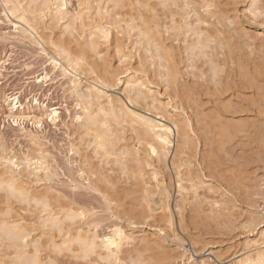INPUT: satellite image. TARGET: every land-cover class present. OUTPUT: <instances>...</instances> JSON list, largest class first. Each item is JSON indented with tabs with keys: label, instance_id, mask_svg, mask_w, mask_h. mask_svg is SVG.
I'll return each mask as SVG.
<instances>
[{
	"label": "rangeland",
	"instance_id": "rangeland-1",
	"mask_svg": "<svg viewBox=\"0 0 264 264\" xmlns=\"http://www.w3.org/2000/svg\"><path fill=\"white\" fill-rule=\"evenodd\" d=\"M31 1L32 0H22L25 8L28 10L27 16L29 18H33L32 16L36 14L35 16L38 15L37 17L39 18L40 15L41 20L43 19V24L40 23L39 27L40 30L42 29V33L46 34V36H44L47 38V40L49 39L55 44H59L61 39H69L70 37H72L71 40L75 43L76 41L73 38V31H75V34L77 33L79 35L80 40L82 38H85L83 41L85 44L88 45L87 42H89V47L90 39H94L97 45H99L98 50L102 51L99 54H96L95 51H92L93 49L87 48L88 50L90 49V52L88 51L90 55V57H88V60H90L87 64V68H85V71L84 69L80 68V75H78L80 81L82 82V89H85L86 84H88L89 82H96V79L99 78V74L101 75V69H99L98 66L100 65L99 62L103 61L105 63L104 60H106L109 65L106 63L105 64L110 66V72L112 71V79L110 81L108 80L105 85L99 84L98 82L96 83L102 86V88L108 94L120 98L131 109L137 111L138 113L150 116L154 119H158L162 115H164L165 117H170L173 114L174 117H177V115H179V117L186 116L184 118H187L188 114L191 113V111L192 113L190 115L192 117H195L194 115L196 114H214V104L210 99L212 97L214 100L215 95L213 97L211 94L213 93L212 91L218 92L216 90L217 87H223V85H220V80L222 79V76H220V74L223 75V72L218 71L216 68L213 69V66L215 65H213V58L210 57V54L216 55L217 53H219V57L217 55L216 56L217 58H221L220 56H222L223 53L220 52L222 50L224 52V50L228 48V46H226L225 44V47L223 46V43L220 44L221 37L226 36L228 38L229 35L230 38L228 39L236 38L235 40L233 39V44H237L236 46L242 50L241 52L243 53V55L245 53V55L248 56V64L250 63L249 66L255 62L254 64L256 66V71L257 69L259 70L264 67V42L261 41V36L262 34H264V32H262V30L260 29L259 24H251L248 21L247 16H241L239 13L233 12L230 5L235 3L236 0H122L123 2H126V6L124 8H121V10L123 9L124 12H121L120 14L116 13L118 12L116 9L119 10V8L116 7V2L114 0H68V7L64 9L69 12L70 16L74 15L78 11H81L82 13L81 16L84 20L85 25L82 28L78 26L77 29H80L79 31L77 29L71 30V27L68 26L70 22L69 19H64L59 22L55 20V22L52 16H50V11H48V8L41 9V7L45 4H43V0H38L36 2L33 1L34 3ZM189 1L191 2L189 3ZM202 1L204 2L203 4L207 2V5L214 4L216 5V7L214 9L207 10L205 5V7L200 6L202 5ZM36 5L37 7H35ZM39 5H41V7H39ZM172 5H176V7H172ZM185 5H188V7H185ZM38 7L40 8V10ZM36 8H38V12L42 10L43 14L42 11L40 14H38ZM98 8H100V10H98ZM133 14H135V16L138 18L136 19ZM140 14L144 16L143 19H145V21L142 20V15L140 16ZM45 15L48 16L45 17ZM233 15H235L237 18L230 24L228 23V20H231ZM87 16L91 17L87 18ZM100 17L104 18L100 19ZM139 17L141 19H139ZM94 18L95 20H93ZM111 18L114 20L120 19V22L117 20L118 23L117 21H115V23ZM130 18L132 20H130ZM173 18L175 19L173 20ZM99 19L102 21L101 23L109 22V25L112 24L110 22H114V24L110 25V40H103V42L102 40H99L100 38H97L98 36L94 35V37L93 34L89 37L90 32L88 33L87 31H91V27L98 24ZM140 20L141 23H139ZM92 21L93 25L91 24ZM144 22L146 26H144L143 28L146 31H151L150 34H154L153 32L155 30L156 33L158 32V30H160L158 32L159 34L163 35L164 37L170 38L169 41L171 40L170 42L173 43L176 50L175 52L178 53L176 55H178V76L180 75V77L178 78L179 80L177 81L179 88L180 86L184 87L185 85H188V88L192 93V103L195 104H185L181 99L182 96L181 98L179 96L174 98L175 93L173 96L172 90L174 88H170V86L168 85V78L165 74V68L163 66L161 67V65L156 62L158 59L157 56H155V54L152 55L154 53V48H152L153 46L148 43V36L144 34L145 31L142 29V23ZM101 23L99 21V24ZM137 23L142 24L141 28L136 27L139 26V24ZM23 25V22L18 17L13 16L8 11L5 3L0 0V161L7 160L9 158L23 160L26 157L36 159L41 151H43L52 158L51 167L53 169L52 173L46 178L49 186L44 188V191L48 194V196L50 195L49 199L51 200V202L53 201V204H57L58 207L62 205V208L59 207V212L61 210L65 211L64 209H68V207L71 206L74 211L75 209L77 211L78 208L79 210H81L82 208V210L84 209L87 211L85 212L88 213L95 212L101 207L112 205L111 218L109 220L112 229H114L115 226L118 225L123 228L126 233L132 232L135 233V235L140 233L142 235L144 234L143 236L147 237L148 239H158L159 244L154 247L155 245L150 246L154 244L150 242L151 244L149 245L150 248L148 246V250L147 247H140L138 246V244H136L139 243L138 239H140L141 237H138L136 243V240H134V245H137L135 247L132 245L133 243L127 244L126 242H124L125 244L121 247L122 250H120V258H122V264H128V262L136 261L138 258L139 260L143 259L145 262L150 264H160V259L162 258V256L160 255V258L158 253L162 255L164 253H168L170 256L169 260L171 261L170 264H177V262L178 264H236L237 260L248 255L253 247L250 248L247 246V240H251V242H253L254 239L258 237V232L264 229V194H262V192L264 193V162L254 161L250 162L249 164L238 163L237 165L232 162L231 164H229V156L226 155H229V153L233 152L230 145V143L232 142H229V144L227 143L228 145L226 147V142L225 144H222L224 143V139L223 142L222 140H220V137L223 136V133L221 131H224L223 125L225 127V124H223L224 122L221 124H218L219 122L216 123V126H218V128L220 127L218 129L214 125V122L218 121L215 118L216 116L212 115V117H210L213 119L214 116L213 123L212 120H209V116H205L208 119L204 118L202 124L204 120L208 121L209 123L206 122V124H209V127L211 126L212 128L210 127V129H208V125L203 124L204 127H207V129H205L207 131L209 130L208 133L213 132L211 135L215 133V135H213V138L210 135L209 136L214 139V142H212L213 146L211 144L210 145L213 148L215 157L216 154H219L217 158L218 164L221 165L219 169L220 171L222 169L221 172L225 174L228 170H232L230 172H233L234 168V177L232 178V182L237 184H234V186L237 187L236 189L242 194L240 197L241 201H235L232 205L229 204L231 207L229 211V216L231 218L228 217L229 225H220L222 227L221 228L217 224L216 225L218 227L213 226L212 224L215 223H212V228L210 227L211 229L208 230L209 232L207 231V233H203L204 240L198 241V243L190 242V239H192L193 237L192 234H196L199 232L198 228L191 226L188 229L189 233L187 232V234H185L184 236L186 240L184 246H180L177 241L173 240L171 234L172 232L169 230V227L166 226L165 221L161 219V216L156 217V221L151 218H148L147 221H142L141 219L139 221L136 219H129L128 214L125 215L126 213L122 212V210L118 211L115 208V202L114 204L113 202L111 203V201H109L110 199H107L101 192L102 188H99L94 184L97 181V179L95 178L98 177L99 173L100 178L106 177L105 179H102L103 182L105 180L106 183L109 180L111 181V184L113 182L122 183L127 180L129 174L128 171H125V164H122V160L120 159L121 155L118 154V156H114L104 154L102 156V151L96 148L94 146V143H90L88 145V137L86 138V136H84V134L82 133L84 131L81 126L82 121H76L75 119L78 111L75 105L77 103H80V101L78 102V97L72 92V90H70L71 76L65 74L60 67H56L50 62L49 58H51V61H54L56 57L58 58L57 52L54 49L55 47L53 45L51 47L46 42L38 39L35 35L31 36L28 32H24L22 30ZM87 25L89 27H87ZM131 25L134 26L131 27ZM48 26H50V28ZM155 28H157L158 30ZM93 29L94 28H92V30ZM140 30H143L144 32L141 33ZM81 31L83 32L80 33ZM77 34L76 36H78ZM216 34L218 37H220L216 38L217 40L215 39V37H217ZM217 41L220 42L218 43ZM211 44L212 46L210 47ZM148 46H150L151 49H149L150 47ZM211 48L215 49L217 53L215 51L210 52ZM205 51H208L207 53L209 56L206 55ZM72 57L76 58V55L73 54ZM249 57L253 60H251ZM203 62L206 64L202 65ZM261 64L262 66L260 67ZM253 67L254 65L250 66V70L252 69L251 72L254 74V72L256 73V71H254ZM203 69L209 70L208 72L206 71L205 74H202ZM97 71L100 73L98 74ZM215 72L219 73L217 74ZM218 76H220L219 79ZM117 79H119L121 83L113 85V81H116ZM206 79L209 80V83L205 81ZM140 80L145 84L142 87L138 85V81L140 82ZM246 83L247 82L244 81L242 83H237V87H235L234 84L233 87L231 85V87L235 89H231L229 92L236 91L237 97L241 94L240 98L242 99L244 98V96L247 98H251L252 96L254 97L255 90L254 88H252V84H250V88H248L249 85ZM242 84L245 85L242 86ZM106 85L107 87H105ZM206 85L207 87L209 86L208 89H211L210 92L212 93L207 90ZM181 88L180 92L183 91ZM206 91L208 92V95L210 93L209 96L205 94ZM227 94L225 95V97H223L225 98L224 100H227L228 97L231 96ZM15 96H18L19 104L16 103L17 100L14 99ZM237 97L235 98V95L232 96L233 101L236 100ZM240 98L238 97V99L236 100L238 105H241V102H244L242 99L240 100ZM179 101L180 103H178ZM239 101L241 104L239 103ZM190 105H195L192 108H195L197 105V107L201 108V111L198 112L200 108L197 107L195 108V111L190 110ZM53 110L59 113V117L53 119L55 121V124L50 128L49 125L51 122L47 120V117L52 114ZM202 111L206 112L202 113ZM41 117H44L45 119L42 121ZM180 118L184 119L183 117ZM11 119L19 120V125L10 123ZM215 119L217 121H215ZM33 121H35L36 123H43L45 125L42 136L37 135V129L35 128ZM118 123H116L115 121L114 123H112V126L110 125L111 131L114 132L115 135L113 138L116 139V133L120 134L119 131H121V139L125 136L127 137L121 140L118 134V141L115 140L116 142H118L117 146L121 144L123 145L122 148L125 146V149H132V145L134 144L135 146H137L136 141H134L135 137L132 131H130L131 128L129 127V124L126 123L128 124L126 126V124H124L125 122H120L119 124ZM117 127H119V129ZM112 128L114 130H112ZM116 128L117 130H119L118 132L116 131ZM122 131H125V134L127 132V134L125 135ZM122 134H124L125 136H123ZM111 136H113V133L111 134ZM82 137L85 138V141ZM126 138H129V140H127ZM81 140L84 141V143H82ZM131 141H133L134 144H132L133 142L131 143ZM202 142H199L200 147L201 144H203ZM130 143L131 145L128 146ZM75 145H80V149L83 148L80 152L76 150L78 153L82 152L81 154L83 156L89 154V161L91 160V163H94H92V166H94V169L96 168V170L99 169L97 170V174L90 176V174H88L86 170L84 171V165L86 164H84L85 162H83V159L86 156L83 157L82 155H80V157L73 159L71 167H68L66 163H64V161H66L68 157L62 150L73 151L76 148ZM220 145H223L226 148L224 147L222 148V150H220ZM83 146L85 147V149ZM174 148L175 146L173 145L168 156V161H170ZM235 148L237 149V147ZM223 149L226 150V152ZM228 150L230 151L228 152V154H226ZM221 151H224V153H220ZM86 152H88V154ZM223 155L225 156L224 158ZM231 155L232 153L230 154V157ZM112 158L114 160H116L117 158L119 162L114 161ZM222 162L223 164L228 165V167L223 165ZM121 165H124L125 168ZM111 167L113 168L111 169ZM17 169L18 171L20 169L23 171L22 173H20L22 175L21 178L22 180H24V182H27L29 184L28 185L26 183L27 186L30 187V191L32 192V194H34L37 187L34 177L29 174L27 168ZM224 169L226 171H224ZM80 172H83L84 175L81 176ZM101 173H104V177L101 176ZM236 173L240 174H238L240 179H238ZM227 174L230 175L229 172H227ZM3 175L7 176L8 174L6 173V168L4 167V165L0 163V177ZM108 176H110V179H107ZM123 176L125 178H123ZM146 176H148V174ZM93 178L95 179L94 182ZM111 178H113V181L111 180ZM148 178L146 177V179ZM234 178L239 182H237ZM167 181L169 182V178ZM206 181L210 182V179L206 178ZM173 184L174 187L171 197V208L173 206V201L177 195L176 184ZM2 185L4 188L0 187V219L3 221V219L5 218L4 220L7 219L6 221L8 222L17 221V223L20 222L22 225L24 224L23 226L25 228L28 227L27 231L31 235L33 232L34 221L32 216L26 214L27 205L22 203V201L24 200L22 199V197L20 199V196L17 192L12 193V191H9L7 189L8 187L6 185ZM217 187V185H215L214 188L202 186L201 188L197 189V191L200 193L199 195L204 196L203 198H205L206 200L203 204V206L205 205V210H209L210 206L212 205L211 203L215 202L216 200H218V202H221V196H223L222 192L224 191L220 187ZM14 194L16 196H19V198ZM247 199H249V201ZM128 206L129 205H127V208ZM130 207L131 206H129L128 209L133 208ZM33 208H35V205H33ZM53 210L57 211L55 208ZM207 210L205 211L206 213L209 212H207ZM59 212L57 213L59 214ZM61 212L59 215L56 213V215L58 217L63 216L61 220H66L65 222H63L65 223L66 227L70 225L75 228L77 224L81 223L80 221H76L73 224L70 223L69 219H64L66 217L62 215ZM121 212L122 214L124 213V215H122ZM174 214L176 215V211L174 212ZM251 214H253V216L260 215L261 219L258 218L259 220L257 219L255 224H253L251 227L243 228V226L245 227V224L248 223V221L251 219ZM39 220L40 217L36 216L35 222H39ZM135 220L137 221V223ZM46 221L45 223H47ZM3 222H1L0 224H2ZM142 222L143 225H141ZM1 226H3V224L0 225V264H34V262L36 261L35 258L37 259V261H39V264H46V262H48V264H61V261H65L66 264H89V261H94L99 257L98 255L88 256L87 259L84 258V255L75 257L68 253L66 250L64 256L57 255V246L59 245V249H62V247L66 245L64 240H68L69 245L71 244V240L69 241V239L72 235L73 228L70 229V234L68 231L69 227L67 229L65 227L63 235H61L60 231H55V233L53 234L54 226L52 223H49L48 234L44 235L41 239L39 246V255H36L37 249L32 245L31 241H29V244L27 245H25L24 243L22 244L23 241H18V244L21 247L18 246L17 248L15 247V245H13L12 241L8 239L9 237L7 235L5 236V231H2L3 229L1 228ZM74 230L76 229H73V236H71V239H74ZM93 230L95 231V229ZM101 230L108 231L107 225H104ZM66 231H68V234L66 233ZM86 231L88 232L87 226H85L84 228L85 234H87ZM1 234L8 238L6 239L4 236H1ZM68 235L69 237H67ZM8 244H10V246ZM161 244V248H158L157 246ZM131 245L132 247H130ZM74 248L73 251L76 250ZM141 248H145V250ZM133 250L135 251L132 252ZM137 250H139L140 252H138ZM136 251L140 256L142 255L143 257L141 256L140 258ZM130 252L133 254H131ZM21 255H23V258H20ZM146 255L148 258L145 257ZM30 257H34V260H30ZM25 258H27L26 261Z\"/></svg>",
	"mask_w": 264,
	"mask_h": 264
},
{
	"label": "bare ground",
	"instance_id": "bare-ground-1",
	"mask_svg": "<svg viewBox=\"0 0 264 264\" xmlns=\"http://www.w3.org/2000/svg\"><path fill=\"white\" fill-rule=\"evenodd\" d=\"M2 1L7 6L8 11L13 16L18 17L23 22L24 25L22 27V30L24 32H28L31 36L35 35L38 39H41L42 41L46 42L51 47H52V45L55 47L54 49L57 52V56H58V58L56 57L54 59L56 64L59 65V67L61 68V70L65 74H67V72L65 70V65H67L68 69H71V71L73 73H75L74 75H70L71 76V78H70L71 89L70 90H72V92L77 97H83L86 94L87 96L91 97V99L88 101V104L91 106V108L98 110L100 113L106 114V117L109 121H112V122L116 121V123L125 122L124 124H126V123L129 124V127L131 128L130 131H132V133L135 137L134 141H136V145H137V146H135L134 142L131 141V143L133 142L132 144H134V145H132V149L131 148L125 149L124 148L125 146L122 148L123 145H121V144H120L121 147H120V145L117 146L118 142H116L115 140L118 141L117 138H118L119 133L115 132L117 137H116V139L113 138L115 135H114V132L111 131V127H109V129L104 134L103 140H100V141L95 140L96 128L94 126H90V123H89V121L93 117L96 116L95 112H92L91 116L85 115L84 119L81 122V126L84 129V131L82 133L84 134V136H86V138L88 137L87 138L88 145L90 143H94L95 144L94 146L103 152V153L101 152L102 156L104 154L105 155L109 154V155H114V156H116V155L118 156V154H120L121 155L120 159L122 160V164H125V166H126L125 171H128L129 177H127V180L122 182V183H114L113 182L111 184L110 180L107 183L105 182V180L103 182L102 179H105L106 177L100 178L99 177L100 173L98 174L97 178L94 177L95 179H97L96 183H94V184L97 185L99 188H102L101 192L105 195V197L107 199H110L109 201H111V203L113 202V204H114V202H115L114 205L118 211L122 210V212L126 213L125 215L128 214L129 219H131V220L136 219L138 221L140 219L142 221H144V220L147 221L148 218H151V219L156 221V217L161 216V219L165 221L166 226H168L169 230L172 232L171 234H172L173 240L177 241V243H179L180 246H184V243L186 241L184 236H185V234H187V232L189 233L188 229L191 226L198 228L199 232L196 234L195 233L192 234L193 237L191 236L192 239H190V242L198 243V241L204 240L203 233H205V232L207 233V231L212 228L211 227L212 223H215V224H212L213 226L229 225L228 217L231 218L229 216V211L231 209L229 204L232 205L235 201H239L242 194L236 189L237 187L234 186V184H236V183L232 182V178L234 177V174H233L234 168H233V172H230L232 170L227 169L228 170L227 172H229L230 175H228L227 172L225 174L222 173L221 172L222 169L220 171L219 167L221 165L218 164V160H217L219 154L218 155L216 154V157H215V153L213 152V148L211 147L212 142H214L213 141L214 139H212V138H213V135H215V133L213 135H211L213 132L208 133L209 130L207 131L206 130L207 127H204V125H203V124H206V122H208V121L204 120L203 124H202V121L204 118H207L208 116L210 118V117H212V115H215L216 116L215 118L218 120L217 121L215 119V121H217V122H214L215 126H216V123H218V122H219L218 124H221L224 122L223 124H225V127L223 125L224 131H221L223 133V136L220 137L221 138L220 140H222V142H223V139H224V143H222V144H225V142H226V144H225L226 147L229 144V142H232V143H230V145L232 147V151H233V152H231L232 155H231V157H230L231 153H229V155H226V156H229L228 157L229 158L228 159L229 164H231L232 162L236 165L238 163L239 164H249L250 162H254V161H260V162L263 161L264 162V67H262L259 70L257 69V71H256V69H255L256 66L254 64L255 62L252 63V65H250V66L254 65V67H253L254 71H256V73H257L256 74L254 72V74H253L251 72L252 69L250 70V66H249L250 63L248 64V62H249L248 56H246L245 53L243 55V53L241 52L242 50L236 46L237 44L236 45H234L235 43L233 44L234 38L233 39L231 38L232 40L228 39V38H230L229 35H228V38L226 36L221 37V40H220L221 42L219 41L220 44L223 43V46L225 44L226 46H228V48L226 50H224V52H223V50L220 52V53H223L222 54L223 57L220 56L221 58H217L219 53H217L215 51V49L211 48L210 52L215 51L217 53L216 54L217 56L215 54H210V57L213 58L212 61L215 63L214 64L212 62L213 65H215V66H213V69L216 68L218 71L223 72V75L220 74V76H222V79L220 78L221 79L220 85H223V87L222 88L217 87L216 90L218 92L212 91L213 92L212 93V92H210L211 89L210 90L208 89L209 86L207 87V85H206L207 90H209V92L212 93L211 95L213 97L215 95L214 100L212 97L210 99L211 102H213V104H214V106H213L214 107V114H210L211 116L207 115V113H206V115H203V114L197 115L196 114L197 115V117H196V115H194L195 114L194 113L193 115L196 117L195 118V117H192L190 115L192 113V111H191V113L188 112L189 114H188L187 118H184L186 116H180V117H183L184 119L180 118L179 115H177V117H174L173 116L174 114L170 117H167V116L165 117L164 115H162L158 119H154L150 116H147V115L142 114V113H138L137 111L131 109L120 98H117L116 96H112V95L108 94L102 88V86H100L96 83V82H98L99 84L105 85L108 82V80L110 81L112 79V75H111L112 71L110 72V68H109L110 66H108L109 64L106 60H104V61L108 65H106L103 61H102L103 63L99 62L100 65H98V66H99V69H101V71H100L101 75L99 74L100 72L97 71L99 74V78L96 79V82L95 81L89 82L88 84H86L85 89H82V86H81L82 82L80 81V78L78 76V75H80L79 70H80V68H82L85 71V68H87V65H86V67L84 64L77 66V64H76L77 53H79L87 61V64H88L89 60H90V59L88 60V57H90L88 51L90 49H93L92 51H95L96 54H99L100 52H102V51L98 50L99 45H97V43L94 39H90V40L87 39L90 41V47H89L88 46L89 42H87L88 45L85 44L83 42L85 38L83 39L81 37L82 38L81 39L82 41H81L79 38V35L76 33L78 35V36H76L75 31H73L74 32L73 38L76 41L75 43H74V41L71 40L72 37H70L69 38L70 40L63 38L60 40L59 44H55L53 41H50L49 39L47 40V38L45 37L46 34L42 33V31H41L42 29L40 30L39 24L40 23L43 24V22H42L43 19L41 20L40 15H39V18L37 17L38 15L35 16L36 14L35 15L31 14V15H34V16H32L33 18H29L27 16L28 10L25 8L22 0H2ZM33 1L36 2L38 0H32L31 2H33ZM114 1L116 2L115 3L116 7H117V5H119V7H118L119 10L116 9L118 11L116 13L120 14L121 12H124V10L123 9L121 10V8H124L126 6V4H125L126 2H123L125 0H123V1L122 0H114ZM186 1H188V0H186ZM190 2L191 1H189V3ZM203 3L204 2L202 1V5H200V6H202V7L207 6V2H205V4H203ZM39 4H41V3H39ZM43 4L44 5L42 7H41V5H39V7H41V9L42 8H45V9L48 8V11H50V16H52L54 21L56 20L59 22V21L64 20V19H67V20L69 19L70 22H69L68 26L71 27V30L77 29L78 26L80 28H82L85 25L84 20L81 16L82 15L81 11H78L74 15L70 16L69 12L66 9H64V7H60V8L56 7V5H58V4L61 6H63L64 4L68 5V0H43ZM37 5L35 7H37ZM98 7H100V6H98ZM38 8H36L37 12H38ZM33 10H34V8H33ZM39 10H40V8H39ZM98 10H100V8H98ZM41 11L38 12V14H40ZM127 11H128V9H127ZM89 12H91V11H89ZM125 12H126V10H125ZM137 12H140V11H137ZM127 13H129V12H127ZM152 13H151V15H152ZM42 14H43V11H42ZM137 14H139V13H137ZM48 15H45V17ZM133 15L135 16V14H133ZM141 15L142 14H140V16ZM91 16H89V17H91ZM89 17L87 16V18H89ZM131 17H132V12H131ZM103 18L104 17H102V18L100 17V19H103ZM135 18L137 19L138 17L135 16ZM135 18H133V19H135ZM141 18L143 21H145V19H143L144 18L143 15ZM141 18L139 17V19H141ZM100 19H99V21L101 23L102 21ZM219 19H220V17H219ZM93 20H95V18ZM113 20L114 19H112V21ZM117 20L119 21L120 19H117ZM117 20H114V22ZM130 20H132V19L130 18ZM81 21H82V23H81ZM99 21H98V24L91 27V29H90L91 31L86 30L88 33L90 32L89 37L93 34V36L94 35L98 36L97 38H100L99 40H102V41L103 40H105V41L110 40V38H109L110 37V25L114 24V22H110L112 24L109 25V22L108 23L104 22V23L99 24ZM108 21H110V20H108ZM118 21H117V23H118ZM92 23H93V21L91 22V24ZM96 23H97V21H96ZM139 23H141V20ZM139 23H137V24H139ZM89 24H90V22H89ZM91 24H90V26H91ZM137 24H135V25H137ZM142 24H143V26H142ZM142 24H139V26H136V27L141 28V26H142V29L144 30L143 27L146 26V24H145V22ZM105 26H107V34H105ZM133 26L131 25V27H133ZM216 26H217V24H216ZM48 27L50 28V26H48ZM87 27H89V26L87 25ZM92 28H94V29L92 30ZM97 28L99 29V31H96ZM157 28H158V26H157ZM157 28H155V29H157ZM145 29H146V27H145ZM147 29H149V28H147ZM216 29H218V28H216ZM143 30L142 31L140 30L141 33L145 31L144 34H146L148 36V40H149L148 43L153 46L152 48H154L153 49L154 53L152 52L153 53L152 55L155 54V56H157L158 59L156 62H158V64L161 65V67L163 66L165 68V71H166L165 74L167 75L166 77L168 78L167 79L168 85L170 86V88L171 87L174 88V89H172L173 90V96L175 93L174 98L178 97V96L181 98V96H182L181 99L184 101L185 104H190V103L192 105L195 104V103H192V98H191L192 93L188 88L189 86L185 85V82H184V85H185L184 87L180 86V88L182 87L181 89L184 92L183 91H181L183 93L180 92V88H179V85L177 82L179 80L178 78L180 77V75L178 76V73H179L178 69L179 68L177 67L178 55H176V54H178V53L175 52L176 50H175L173 43L170 42L171 40L169 41L170 38L164 37L163 35L159 34L158 32L160 30H158V29H157L158 30L157 33L155 32L156 30L154 32L152 31L154 34H150L151 31L149 32V31H146V30L143 31ZM82 32L83 31H81L80 33H82ZM223 33H224V31H223ZM85 34H86V32H85ZM216 36H217V34H216ZM49 38H50V36H49ZM216 38H220V37L217 36V37H215V39ZM213 41H215V40H213ZM211 46H212V44L210 45V47ZM148 47H150V46H148ZM213 47H215V46H213ZM239 47H241V46H239ZM87 48H90V49L88 50ZM149 49H151V47ZM85 52L88 53L87 56H84ZM207 52H206V55H208ZM239 52H241V53H239ZM203 53H204V51H203ZM73 54L76 55V58L72 57ZM251 60H253V59H251ZM261 60H262V58H261ZM261 63H262V61H261ZM205 64L206 63L203 62L202 65H205ZM261 66H262V64L260 65V67ZM205 69H207V68H205ZM208 70L203 69L202 74H205L206 71L208 72ZM215 73H217V72H215ZM76 74H78V75H76ZM220 76H218V79ZM205 81L208 82L209 80L206 79ZM243 81L247 82L246 84L249 85L248 88H250V84H252V88H254L255 94H254V97L252 96L251 98H247L244 96L243 99L240 98V95H241L240 94L238 97L240 98V100L242 99L244 102H241L242 103L241 104L239 101V103L241 105H238L237 101H236L238 99V97L236 95V91H233V92L232 91L229 92V91L231 89H233L232 87L234 85H235V87H237V83H240V82L242 83ZM73 85H75V89L73 88ZM138 85L140 87H142L145 84H144V82H141V80H140V82L138 81ZM231 85H232V87H231ZM243 85H245V84H242V86ZM176 86H177V88H176ZM216 86H214V87H216ZM244 87H246V86H244ZM207 93L208 92L206 91L205 94L208 95ZM210 93H209V95H210ZM252 93H251V95H252ZM193 94H194V92H193ZM226 94L229 96L231 95V96L228 97L227 100H224L225 98H223V97H225ZM238 94H239V92H238ZM234 95H235V98L237 97V99L234 100L236 102H234L232 99V96H234ZM14 98L17 100L16 103L19 104L18 96H15ZM79 101L82 104V101L80 99L78 100V102ZM178 103H180V101ZM192 105H190L191 109L190 108L189 109L195 111L196 110L195 108L197 107V105L195 108H192L195 106V105L194 106H192ZM82 106H83V104H82ZM197 108H200V107H197ZM202 109H203V107H202ZM199 111H201V108L198 110V112ZM205 112L202 111V113H205ZM205 116H207V117H205ZM56 118L57 117H53V119H56ZM213 119H214V116H213ZM213 119L210 118L209 120H212V123H213V121H214ZM100 122L103 123V120H101ZM128 124H126V126ZM206 125H208V129H210L211 126L209 127V124H206ZM111 126H112V124H111ZM216 127L218 128V126H216ZM117 128L119 129V127H117ZM117 128H116V131L118 132L119 130H117ZM112 130H114V129L112 128ZM120 130H121V128H120ZM211 130H213V129H211ZM214 130H216V129H214ZM119 132H120V134H119V136H120L121 131H119ZM112 133H113V136H111ZM123 133L125 134V131ZM124 134H122V135L125 136L127 134V132L125 135ZM125 137H127V136H125ZM125 137H123V138H125ZM129 137H131V136H129ZM82 138L85 141V138L84 137H82ZM215 138H216V136H215ZM120 139H121V136H120ZM132 139H133V137H132ZM127 140H129V138ZM162 140H167L168 143L166 145H164L161 143ZM84 141H82V143H84ZM200 141L201 142L203 141L202 142L203 144L200 143L201 147L199 146ZM217 142H218V140H217ZM131 143L128 146H130ZM149 144H151L152 147L156 148V154L155 155H153L151 153V149L148 147ZM173 145L175 146V148L172 152L170 161H168L169 160L168 156L170 154L171 147ZM79 146L80 145H78V146L75 145V147H76L75 151L77 150L80 152L81 149H83V148L80 149ZM133 147H136V148H133ZM224 147L225 146L222 145L220 150H222V148H224ZM235 147H237V149ZM84 149H85V147H84ZM100 151H99V153H100ZM224 151L226 152V150H224ZM224 151H221L220 153H222V152L224 153ZM229 151L230 150H228L226 154H228ZM86 153L88 154V152H86ZM84 156H86V157H84ZM84 156H83L84 157L83 162H85L84 164H86V165H84L82 163L84 165V171L86 170V172L88 174H90V176L97 174V170H99V169H97V170H96V168L94 169V166H92L94 163L92 162L93 163L92 164L91 160L89 161V159H90L89 154L84 155ZM224 157L225 156L223 155V158ZM114 161L119 162V160L117 158ZM222 164H223V162H222ZM223 165H225V164H223ZM121 166H124V165H121ZM125 166H124V168H125ZM225 166L228 167V165H225ZM245 167H246V165H245ZM112 168L113 167H111V169ZM239 169H240V167H239ZM16 170H15L16 175L13 176L11 174V169L6 168V173L8 175L7 176L5 175L6 177L4 175L1 176L2 178L0 177V185L4 184L7 187L9 185H11L12 188L14 189L12 191V193L17 192L18 195L20 196V199L22 197L23 200H27L29 198V195L32 194V192L30 191V187L27 186L28 183L24 182V180H22V178H21L22 175L20 173H22L23 171L21 169H20L21 171L20 170L18 171V169H16ZM100 171H102V170H100ZM224 171H226V170L224 169ZM101 174H102L101 176L104 177L103 176L104 173H101ZM147 174H148V176H146ZM238 174H237V176H238ZM19 175H20V177H19ZM108 177H107V179H110V176H108ZM146 177L147 178L149 177V178L146 179ZM28 178H29V176H28ZM90 178H92V177H90ZM94 178H93V182L95 180ZM123 178H125V177L123 176ZM168 178H169V182L167 181ZM206 178L210 179V182L209 181L207 182ZM238 179H240L239 176H238ZM111 180L113 181V178H111ZM120 182H121V180H120ZM237 182H239V181H237ZM173 183L176 184L177 195H176V197L174 196L175 199L173 201V206H172L173 209H172L171 208V197L173 194L172 193L173 187H174ZM215 185H217L218 187H220L224 191V192H222L223 196H221L222 197L221 202H218V200H216L215 202L211 203L212 205L210 206V209L209 210L206 209L207 212L208 211L209 212L206 213L205 212L206 210L204 209L205 205L203 206L204 201H206V200H205V198H203L204 196L199 195L200 193L197 191V189L201 188L202 186H206L208 188H214ZM245 195H246V193H245ZM19 196H16V197L19 198ZM33 198H35L34 195H33ZM247 200L249 201V199H247ZM242 201H244V200H242ZM127 205L131 206L130 208H132V207L133 208L128 209L129 206L127 208ZM59 207L62 208V205H60ZM69 208H70V210H69ZM71 208L72 207L70 206V207H68V209H64L65 211H62V210H61L62 212L60 211L62 213V215H64L66 217L64 219H68V217L77 213L79 210V208H78V210L76 211V209L74 208L75 209V211H74L73 208L72 209ZM233 208H234V206H233ZM8 209H9V207H8ZM81 210H82V208H81ZM84 211H86V210H84ZM173 211L174 212L176 211L177 218H176V215L174 214ZM57 212H59V211H56V213ZM60 212H59V214H60ZM122 212H121V214H122ZM232 212H233V209H232ZM124 213L122 215H124ZM251 215H252V217L248 221V223H246V220H245L246 224H245V227L243 226V228L251 227L253 224H255L256 220L258 218H260V215H257V216H253V214H251ZM254 215H256V214H254ZM249 217H250V213H249ZM60 218H63V216H61ZM4 219H3L4 222L0 219V223L3 222L2 223L3 226H1V228L3 229L2 231H5V233L4 232H2V233H4L5 236L7 235L9 238L5 237L2 234H1V236H4L6 239L7 238L10 239V241H12L13 245H15V247L18 248V246H20L18 244V241H23V235L22 234L28 232L27 231L28 227L25 228L23 226L24 224L22 225L20 222L19 223H17V221L8 222V221H6L7 219L6 220H4ZM153 220H152V222H153ZM52 221H53V223H52L53 226L55 223H59V221H57L55 217L52 218ZM62 221L65 222L66 220L65 221L62 220ZM128 221H130V220H128ZM67 222H68V220H67ZM69 222L73 224V222L71 220ZM150 222H151V220H150ZM136 223H137V221H136ZM2 224H0V225H2ZM141 225H143V222L141 223ZM68 227H69V229L73 228L72 226L68 225L66 227V229ZM232 227H234V226H232ZM232 227H229V228H232ZM73 229H76V230H74L75 234H74L73 238H75L78 235H81L79 228H77L75 226V228H73ZM73 229H72V235L71 236H73ZM115 229H118L119 232H122L124 234L125 242L127 244L133 243L132 245L134 247L137 246L134 244L137 242L138 237H141V238L138 239L139 243H136V244H138V246H140V247H147V250L150 248V246L155 245L154 247H156V245L159 244L158 239H155V238H151V239L149 238L148 239L147 237L143 236L144 234L142 235L140 233H138L137 235H135V233H132V232L126 233V231H124L123 228H121L118 225H116L113 230H115ZM200 230H202V231H200ZM68 231L70 234L71 230H68ZM68 231H66V233ZM110 234H115V233H110ZM83 235L86 236L87 234H85L83 232ZM116 235H117V239L119 240L118 234H116ZM257 235H258V237L256 239H254L253 242H251V240H247V246L250 248L253 247V249H251V252L248 255L237 260L236 264H264V229L259 231ZM71 236H70L69 241L71 240ZM67 237H69V235ZM144 238H145V240H144ZM134 240H136L135 243H134ZM64 241H65V244L67 245L68 240H64ZM150 242H152L154 244L150 245L151 244ZM22 244H23V242H22ZM8 245L10 246V244H8ZM70 245H72L73 248L75 247L74 249H76V246H74L72 243ZM70 245L68 243V246L70 248H72V246H70ZM132 245L130 247H132ZM56 246H57V244H56ZM148 246H149V248H148ZM160 246H162V244L157 246V247L159 248ZM57 247H58V249L60 248L59 245ZM140 247H138V248H140ZM63 248L64 247H62V249ZM141 249L145 250V248H141ZM120 250H122V248ZM139 250H137V251L140 252L141 250L140 251ZM134 251L135 250H133L132 252H134ZM138 252H137V254H138ZM131 254H133V253H131ZM140 254H142V253H140ZM158 254H159V256L160 255L162 256V258L160 256V258H161L160 264H170L171 263V261L169 260L170 256L168 253H164L163 255L160 253H158ZM97 255L99 256V251L97 252ZM107 255H108L107 252H105L104 256L107 257ZM21 256H20V258H23V255H21ZM138 256H140V255L138 254ZM141 256H140V258H141ZM145 257L148 258L147 255ZM33 258L30 257V260H34ZM37 258H38V256H37ZM119 258H120V251H119ZM120 259H122V258H120ZM26 260H27V258H25V261ZM35 260L37 261L36 258H35ZM145 260H147V259H145ZM141 261H144V260L141 259ZM145 264H150V263L145 262Z\"/></svg>",
	"mask_w": 264,
	"mask_h": 264
},
{
	"label": "snow or ice",
	"instance_id": "snow-or-ice-1",
	"mask_svg": "<svg viewBox=\"0 0 264 264\" xmlns=\"http://www.w3.org/2000/svg\"><path fill=\"white\" fill-rule=\"evenodd\" d=\"M57 8L64 7L67 8L68 5L64 4L56 5ZM119 7V5H117ZM172 7H176V5H172ZM188 7V5H185ZM216 5L210 4L207 5V10L214 9ZM233 12L239 13L241 16H247L248 21L251 24H259L260 29L264 32V0H236L235 3L230 5ZM237 17L235 15L232 16L231 20H228V23H232ZM175 18H173L174 20ZM82 23V21H81ZM96 31H99L97 28ZM105 34H107V26H105ZM261 41L264 42V34L261 36ZM88 53L85 52L84 56H87ZM50 62L59 67L55 61ZM77 66L84 64L87 65V61L77 53L76 59ZM65 70L68 75H74L71 69H68V66L65 65ZM78 75V74H76ZM121 83L119 79L113 81V85ZM107 87V85L105 86ZM75 89V85H73ZM15 99V98H14ZM82 101L81 103H77L75 107L77 108V115L75 117L76 121H82L85 115L91 116L92 112L96 113V116L93 117L89 123L90 126H94L96 128V135L95 140L100 141L103 140L104 134L109 129L110 125L114 122L109 121L106 117V114L100 113L96 109H92L91 106L88 104V101L91 97L87 96L86 94L83 97H78ZM53 117H59V113L55 110L52 111V114L47 117V120L50 123L49 127L51 128L52 125L55 124ZM98 117V118H97ZM45 118L41 117L43 121ZM103 120V123L100 121ZM10 123L19 125L20 121L16 119H11ZM35 128L37 129V135L42 136L45 125L43 123H36L33 121ZM58 131V129H57ZM7 135V133H6ZM162 144L166 145L168 143L167 140H162ZM151 149V153L153 155L156 154V148L152 147L151 144L148 145ZM68 157L64 163L68 167L72 166V160L79 157L81 154L73 151L62 150ZM52 158L47 155V153L41 151L39 156L36 159H32L31 157H26L23 160H17L13 158H9L4 161H0L4 165L5 168L11 169V174L13 176L16 175L17 168H27L29 174L34 177L36 180L37 187L35 189L34 194H30L27 200L22 201V203L27 205L26 214L33 217V232L30 235L29 233H23V243L25 245L29 244L31 241L32 245L36 247V255H39V246L40 241L44 235L48 234V224L53 223L52 218L55 217L59 223L54 224L53 234L55 231H60L61 235H63V231L65 229V224L61 220L60 217L56 216V211L53 209L55 208L57 211L59 207L57 204H53L49 199L48 194L44 191V188L48 187L49 184L47 182V177L52 173L53 169L51 167ZM80 175L83 176L84 173L80 172ZM3 187V185H0ZM9 191H13L11 185L8 186ZM264 194V193H262ZM33 195L35 198H33ZM35 205V208H33ZM111 206L108 205L106 207H101L97 209L95 212H88L86 213L84 210H79L77 213L68 217L73 223L76 221H80V224H77L76 227L79 228L81 235L76 236L74 239H71V243L76 246V250L73 251L72 248H69L67 245L64 246L63 249L57 250V255L64 256L65 250L75 257H79L84 255V258L87 259L88 256H96L97 252L99 251V257L94 261H89V264H122L121 259L119 258V251L125 242L124 234L119 232L118 229L113 230L111 228V224L109 220L111 218ZM39 216V222H35V217ZM47 220V223L45 221ZM107 225L108 231H102V227ZM87 226L88 232L87 235H83L84 228ZM95 229V231L93 230ZM43 230V231H42ZM70 230V229H69ZM115 233V234H110ZM119 236V240L117 239V235ZM107 252V257L104 256V253ZM34 264H39V261H35ZM48 264V262H46ZM61 264H66L65 261H61ZM128 264H145L144 261L137 259L133 262H128ZM178 264V262H177Z\"/></svg>",
	"mask_w": 264,
	"mask_h": 264
}]
</instances>
